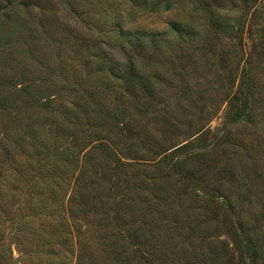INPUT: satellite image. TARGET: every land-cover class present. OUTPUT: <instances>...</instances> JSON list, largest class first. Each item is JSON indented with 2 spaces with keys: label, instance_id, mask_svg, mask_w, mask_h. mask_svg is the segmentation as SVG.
Returning <instances> with one entry per match:
<instances>
[{
  "label": "trees",
  "instance_id": "16d2710c",
  "mask_svg": "<svg viewBox=\"0 0 264 264\" xmlns=\"http://www.w3.org/2000/svg\"><path fill=\"white\" fill-rule=\"evenodd\" d=\"M133 1L127 21L112 22L120 39L113 43L104 36H71L52 1L44 6L43 0H0L1 30L22 10L32 16L36 11L40 23L75 39L60 44L80 62L66 66L58 57L56 77L41 73L37 83L19 90H3L8 77L0 66V264L16 263L11 242L19 256L35 259L29 264H221L224 257L232 264L213 225L220 212L241 263L262 259L263 247L230 195L186 167L191 157L204 159L206 153L167 146L172 139L167 128L173 127L161 89L167 79L154 69L167 45L217 39L219 31L240 43L244 28L251 40L261 11L241 10L244 15L235 21L208 0ZM173 9L188 12L193 21L172 22L164 33L125 26L145 11ZM197 16L205 21L203 32L194 25ZM245 64L228 100L226 123L237 124L251 113L250 60ZM55 80L62 84L58 90L40 87ZM47 111L53 123L38 121ZM136 117L145 122L138 131ZM150 121L161 134L158 140L147 128ZM199 232L208 240L190 241ZM179 242L195 244V257Z\"/></svg>",
  "mask_w": 264,
  "mask_h": 264
},
{
  "label": "rangeland",
  "instance_id": "374dc122",
  "mask_svg": "<svg viewBox=\"0 0 264 264\" xmlns=\"http://www.w3.org/2000/svg\"><path fill=\"white\" fill-rule=\"evenodd\" d=\"M45 1L43 0L44 6ZM48 1L55 4L59 23L71 30V36L76 35L83 39L104 36L105 40L113 43H118L120 39L112 22L116 19L126 22L129 11L134 7L133 0ZM148 1L152 3L158 0ZM208 2L210 7L233 15L235 21L244 15L241 16V10L246 13L248 9L247 13L259 9L261 18L251 40L247 39L244 28L245 35L240 43L232 40L229 34L219 31L217 39L204 41L202 38L194 44H171L162 48L163 51L157 55L154 69L167 79L161 88L166 93V117L173 125L167 128L166 137H172L167 146L174 145L177 148L188 145L195 153H206L204 159L191 157L187 160L186 167L199 174L206 184L217 187L224 195H230V201L235 205L236 211L242 212L241 218L247 223L252 237H256L258 245L260 243L263 247L260 254L262 259L258 264H264V0H251L247 5L241 0ZM21 12L23 13L20 18L0 29V66L5 68L8 77L3 90H19L21 86L37 83L41 73L47 72L51 76V72L57 69L58 57L66 66L80 64L73 60L70 48L60 44L62 41L70 44L69 42L75 41L74 38L69 36L66 39L61 29H50L47 24L40 23V16L38 17L36 11L33 12L34 16L28 15L24 10ZM78 15L82 17L80 20ZM188 15L186 11L175 9L159 14L145 11L132 24L125 26L164 33L172 22L193 21V16ZM194 25L203 32L205 21L199 17ZM247 59L250 60V65H247L250 68L248 75L254 87L249 105L251 113L237 124L226 123L229 114L228 100L241 83ZM222 61H225V69L220 65ZM76 71L81 72L78 68ZM55 73H52L51 78L53 75L56 77ZM55 81L57 82L40 87L49 92L58 90L62 84L60 80ZM40 114L38 121L53 123L50 112ZM0 119H3L2 116ZM144 123V120L136 117L135 131L141 130ZM155 127L153 121L148 123V130L158 140L161 134ZM170 130L174 133H170ZM203 207L206 205H202ZM207 211L203 217H206ZM224 219L225 213L220 212L213 224L218 229L217 238L225 243V250L230 255L232 264H242L226 234ZM192 237L194 238L190 241L195 244L206 242L209 238L208 234L201 232ZM181 240L180 237V242ZM180 242L178 246L184 250L193 249L191 255L195 257L196 245ZM10 246L15 264L35 261L33 257L19 256L14 243L11 242ZM224 261L221 264H225Z\"/></svg>",
  "mask_w": 264,
  "mask_h": 264
}]
</instances>
